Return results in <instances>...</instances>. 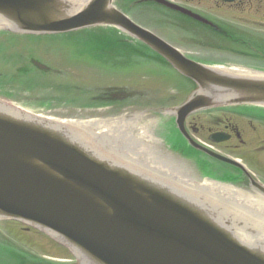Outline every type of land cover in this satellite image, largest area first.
I'll list each match as a JSON object with an SVG mask.
<instances>
[{
    "label": "water",
    "instance_id": "95a60500",
    "mask_svg": "<svg viewBox=\"0 0 264 264\" xmlns=\"http://www.w3.org/2000/svg\"><path fill=\"white\" fill-rule=\"evenodd\" d=\"M112 27L156 52L196 89L174 110L183 134L191 114L264 108V75L224 72L186 58L136 24L114 0H0V28L24 35ZM264 74V73H263ZM0 99V221L31 226L79 264H264V186H235L243 216L135 169L82 132ZM222 134L212 140L222 141ZM210 157L237 161L190 141ZM258 196H256V195Z\"/></svg>",
    "mask_w": 264,
    "mask_h": 264
},
{
    "label": "flooded vegetation",
    "instance_id": "af4514ba",
    "mask_svg": "<svg viewBox=\"0 0 264 264\" xmlns=\"http://www.w3.org/2000/svg\"><path fill=\"white\" fill-rule=\"evenodd\" d=\"M115 4L133 22L194 62H226L264 70V0H115ZM6 31L0 29V63L18 60L16 92H42L56 112L61 111L69 121L123 120L146 126L151 135L145 166L149 174L173 183L181 177L199 183L224 179L249 190L253 188L252 178L264 186V179L257 178L250 164L237 155L241 148L250 146L244 139L249 132H258L256 122L264 121L232 111L243 106L208 109L186 118V138L174 110L184 103L194 84L141 42L124 34L121 41L129 47L141 46L148 52V60L130 54H104L101 44L86 38L45 39ZM97 45L101 50L94 48ZM137 82L148 91L136 90ZM215 134L223 135L221 142L212 140ZM101 139L93 137L92 141L106 153L117 152L102 145ZM190 141L238 161L247 172L210 157ZM262 150L264 147L257 148V153ZM117 153L110 155L130 163ZM254 159L263 165V160ZM9 223L21 226L20 230L9 232ZM43 241L48 245L43 250L45 255L35 259L23 256V242L41 247ZM0 264L79 263L47 234L3 220Z\"/></svg>",
    "mask_w": 264,
    "mask_h": 264
},
{
    "label": "rangeland",
    "instance_id": "374dc122",
    "mask_svg": "<svg viewBox=\"0 0 264 264\" xmlns=\"http://www.w3.org/2000/svg\"><path fill=\"white\" fill-rule=\"evenodd\" d=\"M86 33L87 34L89 33L88 37ZM117 33L118 32L113 29L97 28V29L87 30L84 33H76L73 35L61 36V37H56V38L57 39H60V38L62 39L88 38L89 40L96 41L99 45L101 44L102 45L101 48L104 49V54H108V53L109 54L119 53L120 55L130 54V55H135L145 60H148V52L145 51V49H143L141 46H138V45L135 47H129L128 45L121 43L122 41L121 38L123 39V37H121ZM107 35H108V38H107ZM93 37L95 38L93 39ZM44 38L51 39V37H44ZM99 45H97V47L95 46L94 48L101 50ZM96 52L97 51H95V53ZM16 62H18V60L13 61V62L0 63V99H3L9 103H12L13 105L25 111H29V112L42 115L45 117L53 118V119H62L63 118V116L61 115L62 112L61 111L60 113L56 112L55 108H53V106L50 105L51 104L49 100L50 98L45 97L42 94V92H26L24 93V95H21L19 94V92H16L14 87L18 86V77H19L18 63ZM14 63H15V66H14ZM208 65L217 66V67H228V68L233 67V66L231 67L229 65H226V62L208 63ZM236 67H239V66H236ZM246 68H249V67H246ZM249 69L264 73V70L253 69V68H249ZM142 86H145V85L139 84L138 82L137 84H134V88L136 90H139V87H140V90L148 91V87L142 88ZM9 90L11 92H9ZM192 91H194V89H192L190 93ZM232 111H236L238 113L248 115L252 118L258 119L259 121H264V108H261V107L243 106V107L232 108ZM246 123L242 122L243 125H245ZM256 124L258 126V132L257 133L249 132L244 139L245 141H248L250 146L241 148L239 152L237 153V155L239 156V158L244 160L248 165L250 164L249 169L257 176V178L264 179V162H263V165H260L258 163H255L254 161L255 157L264 161V150L257 153V148L264 147V122H256ZM216 183L226 185V186L236 189L235 187L236 185L228 181L226 182L224 181V179L216 181ZM16 225L17 224L9 223L8 224L9 232L19 231L21 226H18V225L16 226ZM31 236L35 238L34 235H31ZM34 240L38 241L36 239ZM22 246L26 248L22 250L23 256L27 257V255H30L34 259L38 258V256L40 255H45L43 250L48 249V245L45 244L44 241L41 243V247H39L36 244L30 245L24 242L22 243Z\"/></svg>",
    "mask_w": 264,
    "mask_h": 264
},
{
    "label": "bare ground",
    "instance_id": "6f19581e",
    "mask_svg": "<svg viewBox=\"0 0 264 264\" xmlns=\"http://www.w3.org/2000/svg\"><path fill=\"white\" fill-rule=\"evenodd\" d=\"M74 1L84 3L87 0ZM232 68L229 70L219 68V70L232 73L264 75L263 73L254 72L246 67L233 66ZM67 125L74 131H83L82 137L85 140L88 139V141H91L93 137L102 138V145L113 147L117 152H121L125 156L124 158L130 162L128 163L130 166L148 172L145 166L148 165V141L151 139V135L148 134V128L146 126L138 124L136 121L132 123L124 122L123 120L110 123L70 121ZM117 152L115 153L118 154ZM115 153L108 152V154ZM174 184L189 195L191 194L216 204H222L232 213H238L242 216L244 214L245 205H239L236 189L232 187L210 181L199 183L195 180L184 179L182 177Z\"/></svg>",
    "mask_w": 264,
    "mask_h": 264
},
{
    "label": "trees",
    "instance_id": "16d2710c",
    "mask_svg": "<svg viewBox=\"0 0 264 264\" xmlns=\"http://www.w3.org/2000/svg\"><path fill=\"white\" fill-rule=\"evenodd\" d=\"M97 33V32H96ZM98 34V33H97ZM101 36H103V35H101ZM103 37H105V36H103ZM95 37H93V39H94ZM107 38H108V35H107Z\"/></svg>",
    "mask_w": 264,
    "mask_h": 264
}]
</instances>
